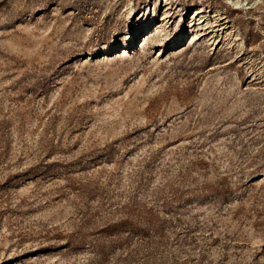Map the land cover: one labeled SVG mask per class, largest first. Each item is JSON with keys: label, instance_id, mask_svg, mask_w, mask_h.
<instances>
[{"label": "rangeland", "instance_id": "rangeland-1", "mask_svg": "<svg viewBox=\"0 0 264 264\" xmlns=\"http://www.w3.org/2000/svg\"><path fill=\"white\" fill-rule=\"evenodd\" d=\"M0 264H264V0H0Z\"/></svg>", "mask_w": 264, "mask_h": 264}]
</instances>
